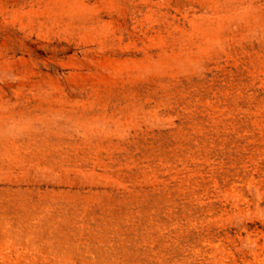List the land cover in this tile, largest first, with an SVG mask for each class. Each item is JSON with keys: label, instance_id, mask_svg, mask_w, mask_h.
I'll use <instances>...</instances> for the list:
<instances>
[{"label": "rangeland", "instance_id": "1", "mask_svg": "<svg viewBox=\"0 0 264 264\" xmlns=\"http://www.w3.org/2000/svg\"><path fill=\"white\" fill-rule=\"evenodd\" d=\"M0 264H264V0H0Z\"/></svg>", "mask_w": 264, "mask_h": 264}]
</instances>
